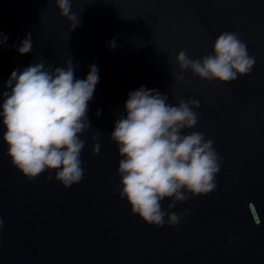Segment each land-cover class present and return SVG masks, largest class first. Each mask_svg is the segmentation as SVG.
<instances>
[{"label":"water","instance_id":"1","mask_svg":"<svg viewBox=\"0 0 264 264\" xmlns=\"http://www.w3.org/2000/svg\"><path fill=\"white\" fill-rule=\"evenodd\" d=\"M72 11L80 23L70 30L55 0H0V33L7 37L0 104L11 73L41 60L54 70L71 59L76 79L92 65L99 75L88 102L91 127L80 134L84 178L70 188L54 171L29 180L14 167L0 123V264H264V0H73ZM226 31L246 43L256 60L252 71L221 84L188 70L177 82V53L200 59ZM28 33L33 48L21 55ZM142 86L173 105L199 100L200 119L185 133H204L221 160L213 192L188 194L171 209L188 210L176 226L146 224L117 191L121 157L111 134L127 115L129 93Z\"/></svg>","mask_w":264,"mask_h":264},{"label":"clouds","instance_id":"2","mask_svg":"<svg viewBox=\"0 0 264 264\" xmlns=\"http://www.w3.org/2000/svg\"><path fill=\"white\" fill-rule=\"evenodd\" d=\"M73 0H55L60 16L67 19L70 30L76 28L79 16L72 11ZM7 37L0 33V46ZM115 47V42H111ZM33 48L28 33L17 48L19 54ZM175 62L179 72L173 75L177 82L184 80L188 70L204 81L226 84L248 75L255 57L237 33L222 32L215 39L212 53L200 59L191 58L180 50ZM72 60L65 67H46L41 60L23 71H13L0 104L2 139L7 145L11 163L27 179L32 180L45 171L55 172V180L70 188L84 178L80 159L86 141L80 138L91 127L88 120V102L99 82L98 68L90 67L85 79H76ZM196 99H180L168 103L167 95L143 86L130 92L125 108L127 115L119 118L111 134L121 157L118 163L120 198L126 199L131 212L146 224L162 227L165 222L176 226L188 210L176 213L171 209L190 197L204 196L217 188L216 176L221 168L214 142L204 133L186 129L196 127L200 108ZM99 110L97 115H99ZM100 134L92 136L98 141ZM93 155L100 152L94 143ZM52 180L49 175L46 177ZM169 199L167 210L161 202ZM253 203H249L251 207ZM253 215H257L255 210ZM167 216V221H165ZM255 223H261L260 217ZM3 221L0 219V226Z\"/></svg>","mask_w":264,"mask_h":264}]
</instances>
